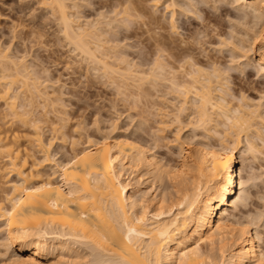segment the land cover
<instances>
[{
    "label": "snow or ice",
    "instance_id": "obj_1",
    "mask_svg": "<svg viewBox=\"0 0 264 264\" xmlns=\"http://www.w3.org/2000/svg\"><path fill=\"white\" fill-rule=\"evenodd\" d=\"M0 3H3L5 12L0 15V34L10 33L3 46H0V68L6 69L8 65H16L17 68L24 66L25 74L33 77L39 73L51 78L54 75L51 70L56 66L70 73L75 67L71 62L73 59L88 63L91 70L99 51L95 54L87 51L84 48L87 39L103 28L120 34L139 26L142 35H138L135 42L124 40V44H133L141 62L150 71L129 79L128 87L118 89L120 95L127 100L129 89L142 92L146 87H151L156 94L153 98H163L170 103L167 114L156 117L159 126L152 130L151 139L157 148L167 146L174 151L172 145H177L183 152L185 141L182 136L195 135L197 130L208 132L213 125L219 127L218 115L226 121L223 134L219 136V154L213 150L211 160L206 157L205 161H197L200 165L201 190L207 185L208 200L214 199L216 203L237 190L239 195L236 205L249 207L252 202L259 201L262 210L258 215L248 217L245 231L253 227L257 230L261 245L258 264H264V0H72L71 3L69 0H13L10 6L8 0H0ZM85 17L91 19L82 23ZM237 32L241 33L239 37ZM241 40H246L247 46L241 44ZM14 46L23 51L22 57L19 53L13 55ZM65 53L68 55L65 56ZM237 53H240L239 58ZM88 56L90 59L84 60ZM222 58L228 62L225 63ZM132 75L135 77V74ZM55 83L59 85L60 80H55ZM210 83L215 86L208 87ZM0 84L7 89L0 94V101L16 112L13 81L0 77ZM162 88H166L167 95L160 91ZM253 93L258 95V100L250 99ZM237 98L242 105L245 102L249 104L248 112L251 115L244 116L239 108L235 113L230 111L232 105L227 101H236ZM256 104L259 110L253 107ZM56 107V104L52 105L53 109ZM161 111L165 110L162 108ZM19 112L20 115L12 118L37 133L28 137L34 152L39 146L41 159L32 157L36 167L52 164L57 175L58 170L62 169L64 175L60 179L64 184L55 189L47 182L41 187H25L22 184L11 186L15 189L13 195L0 203V220L5 224L4 228H0L5 236L0 239V264H39L36 259L17 255L13 247L16 240L23 239V235L17 233L14 227L17 216L32 213L30 217L25 216L37 225L32 231L44 230V226L39 223L44 217L36 215L40 210L39 205L24 198H19L17 202L16 193L26 192L28 197L41 194L40 199L47 202L52 197L44 196L45 192L52 190L62 193L64 189L67 196L64 208L71 211L69 203L85 206L92 199L89 195L92 172L111 171L110 166L114 161L112 149L106 147L103 156L91 151L83 155L77 153L74 158H69V164H62L55 154L62 150L61 145L67 143H72L75 149L77 141L73 137L100 131L103 122L99 114L92 121L90 118L85 119L81 113V118L73 122L66 114L57 111L56 121L46 125L38 121L30 110L21 108ZM44 112L51 115L47 107H44ZM257 116L261 123L254 128ZM110 124L111 127L102 132V136L110 137L112 132L117 131V125H120L118 114L110 120ZM46 128L51 129V139L45 136ZM254 132L258 134L253 135ZM92 143L94 141L89 140V144ZM96 143L104 147L108 140H103L102 144ZM151 147L150 144L148 148ZM148 148L143 151H148ZM24 165L29 166L27 159ZM187 171L178 170L169 179L181 180ZM112 175L118 183L114 172ZM10 190L6 185L5 191ZM79 215L77 212L71 218L62 216L58 219L66 228L76 221L79 228L82 227L78 222ZM146 220L147 209L144 215L138 217L125 210L116 219L109 217L104 227L95 229L96 237L91 244L100 252L120 257L105 264H166L162 249L171 233L167 229L160 232L161 239L144 249L140 238L145 235ZM137 250L143 252L140 260L135 258V255H139ZM179 255V264H224L220 257L225 255V250L222 245L217 254L214 243L210 249L203 250L200 244H196ZM54 264L67 262L61 259L54 261ZM73 264L99 262L85 256ZM167 264H175V261L169 257Z\"/></svg>",
    "mask_w": 264,
    "mask_h": 264
},
{
    "label": "bare ground",
    "instance_id": "obj_2",
    "mask_svg": "<svg viewBox=\"0 0 264 264\" xmlns=\"http://www.w3.org/2000/svg\"><path fill=\"white\" fill-rule=\"evenodd\" d=\"M69 2L71 3L72 0H69ZM85 20L87 21L88 18ZM82 23L86 22L82 21ZM77 27H79V25H77ZM138 28L139 27L137 26L136 31L133 29L131 31H124L120 34L111 33L110 29L103 28L102 30L97 31L84 43V48L87 51L93 54L99 51L97 61L93 62L91 67L93 71H98V73L99 71H103V78L108 77V79L111 78L114 80V82L111 80L112 84H117L116 88L118 89L122 86L128 87L129 79L142 76L147 71L143 69L145 67L149 68L143 62L138 65L135 62V64L132 63L134 60L131 61L128 59L129 54L126 49L128 47L132 50L133 47L132 45H125L124 40L130 41L134 37L136 38L137 34L140 33L137 30ZM240 35L241 33L239 34V32H237V36ZM121 36L123 38H121ZM240 43L247 46L246 40H241ZM236 55L237 58H239L240 53H237ZM87 59H90V56L84 58V60ZM77 61L78 62L75 63L80 62L78 59ZM79 64H82V62ZM122 64L125 65L123 66L125 68L121 67ZM137 66L140 67H138L140 70L137 69ZM148 71H150V68ZM132 74H135V77H133ZM31 76V74H25L24 66L17 68L16 65H8L6 69L0 68V77L13 81V87L16 90V112H13L11 107L6 106L3 101H0L5 105V109L11 112L13 116L20 115L21 113L19 112V109L21 108L25 110L32 108V112H35V103L41 99L44 100V103L48 102L51 104H56L57 102V104H59L61 101V99H59L60 97L55 98L52 97V95L48 97L47 94L41 92L40 88H38L37 82V85L33 82L35 79L33 77V80L30 79ZM117 76L120 77V79ZM115 77L117 78L114 79ZM48 82H50V80H48ZM214 86L215 85L213 83L208 85L210 88ZM0 87V94L7 91L3 84H0ZM136 90V92H141L139 89ZM135 91L129 89V98H132L131 96L133 93H136ZM146 93L147 94H144L145 96L148 95L147 91ZM150 96L152 95L150 94ZM150 96L148 95V97ZM149 99H147V101ZM154 100L155 99H153V101ZM139 102L141 103V101ZM133 103V106L135 105L136 107L137 104H140L138 101H133ZM227 103L232 105V108L230 109L231 112L235 113V110L239 108L244 116L251 115V113L248 112L249 104L247 102L242 105L239 98H237L236 101L229 99ZM148 104L150 105L149 102ZM142 105L144 106V104ZM152 105L153 106H150V115H155L154 113H156L155 111L157 109L154 107L155 104ZM43 107H46V105ZM253 107L259 110L258 104ZM150 109H147V111ZM140 110L143 109L141 108ZM152 110L154 113H152ZM142 115L145 114L143 113ZM161 115L164 114L161 113ZM35 118L38 121L44 122L42 118L38 116ZM128 118L129 116L127 119ZM217 120L219 121V127L213 125L210 126V131H203L205 133L204 139L203 137L198 136L202 138L198 140L199 148H189L188 146L193 145V141H186V136H184V139L181 137L185 143L182 146L183 152H181V147L178 146L180 156H182V161L178 166L176 165L177 167H171L168 163H164V157L160 160L154 152L155 148L153 147L148 148V145L146 144L137 143L135 140L133 142L128 138L124 139L123 136V138H118L120 135L117 136V133L121 128L117 133H115L116 131L112 132L110 137L108 135L102 136L101 131V133L99 132L100 138H91L90 135L86 142H76L75 149H73L72 146L69 153L68 150L66 151L68 155H65L66 157L68 156V158L65 159V155L64 157H58L62 164H69L70 157L74 158L77 153L83 155L86 151H91L93 153L98 152L101 156H103L106 147L112 149L111 156L114 162L110 166L111 171L105 170L100 173L92 172L93 180L90 185L91 191L89 193L92 199L89 204L85 206H78L69 203L68 208L71 209V211L64 208V204L67 201L66 191L64 189H62L63 194L56 193L52 190L45 192L43 194L44 196L52 197V199L47 202L40 199L41 194L28 197L26 192L23 194L17 192V202L19 201V198H24L26 201L32 200L34 204L39 205L40 210L36 213V215L44 217L43 220L39 221V223L44 226V230L40 232L32 231V229L37 225L34 224L31 219L25 218V216L30 217L32 213L17 216L15 218L14 227L17 233L23 235V239H18L14 242L13 247L16 254L23 256L24 258L36 259L39 264H48L49 260L52 259L53 261L63 259L67 262V264H73L74 261L82 259L85 256L92 257L95 261H98L99 264H105L106 261L110 262L114 259H120V257H113L100 252L94 247V245L91 244L92 239L96 237L95 229L97 227H104L108 222L109 217L116 219L125 210L133 215H137L138 217L139 215H144V210L147 209V226L144 229L145 235L140 238L143 242L142 247L147 249L150 243L160 240V232L167 229L169 233H171V236L170 239L166 240L162 249L164 252L163 259L166 264L169 261V257L175 261V264H179V253L195 247L196 244H200L201 249L203 250L204 246H208L210 249L212 247V243L216 245L217 253H219V250L223 245L225 255L220 259L224 262V264H258V258L261 254V245L260 241L257 239V230L253 232L251 228H248L247 231H245L247 224L242 223L239 219L240 217L237 218L231 214V211L234 208V210H237L238 208H246L244 205H236L235 203L236 198L239 195L238 190L236 192H230L229 195L219 203H216L214 199L212 201L208 200V192L206 190L207 185H205L204 190H201V181L199 178L200 165L197 161H205L206 157L207 160H211L213 150L219 154L220 140L218 139L219 136L223 134V124L226 123V121L219 115L217 116ZM141 122L142 120L140 121V124ZM260 123L261 121L257 116L253 127L255 128ZM18 124L24 128V134L22 135H19L18 133L10 134L13 132L12 128L6 127L5 129L4 124H2L4 130L0 132V165L2 163L5 164L2 167L0 166V175H2L1 177L4 180L0 185V203H3L7 196L13 195L15 189L11 188L12 185L22 184L25 187H41L45 184V182H47L52 185V189H55L64 184V181L60 179V177L64 175L62 169L58 170L59 175H57V171H54L55 166L52 164H43L40 167H36L35 160H33L32 157L35 156L36 160L41 159L39 155V146L36 147V151L34 152L32 143L29 141L28 137L34 136L37 133L31 127L25 128L21 123L18 122ZM142 126H144V123ZM130 128H127V132ZM135 130H133V133ZM50 131L51 129H48L46 132ZM127 132H125V134ZM256 134L258 133H253V135ZM127 135L125 137H127ZM213 136L218 137V139H215L218 141V145L216 144L217 146H214L213 144L211 145V141H205L207 137L213 138ZM195 137H197V135L193 136L192 139L194 140ZM105 139L108 140L107 145L104 147L98 146V143L96 142L102 144ZM89 140L94 141V143L89 144ZM196 143L198 142L196 141ZM134 145L138 147H134ZM145 148H148V151H143ZM17 153H20V155L18 156ZM55 154L58 156L59 150ZM25 159L29 162L28 167H25L24 165ZM13 162H15V166L13 165ZM5 166H7L6 169H4ZM34 168L35 171L33 170ZM21 169L23 171H20ZM185 169L188 171L183 179H169V176H171L172 173ZM6 170H8L7 180H5ZM238 170L239 169L237 168V171ZM113 172L115 173L118 183L113 180ZM137 172L139 174L138 177V174H136ZM70 174L71 170L69 171V175ZM133 174H136V176L134 177ZM144 176L145 178L148 177V180L144 179L146 180L145 183H148L150 187H147L148 189L146 188V191L143 190V192L139 183L141 182V178ZM15 177H17V180L14 179ZM164 178L167 182L169 181L172 183L173 187L171 188V191L174 189L175 196H173V193L172 195L169 192L171 186L169 187V190H167V186L165 189L168 194L172 195V198L174 197L173 200H170L171 197L168 194L158 192V187H156L158 185H156V182L159 181V183H164L162 181ZM136 180L137 183L135 182ZM6 185L9 189H11L10 191H5ZM234 187L238 188V186ZM51 204H55L56 206H46ZM182 204L184 205L183 208L181 207ZM133 205H135V208ZM10 207L11 205H9V209ZM189 209H191V211ZM77 212L80 214L78 222L82 225V227L77 228V222L74 221L73 224L68 225L66 228L65 224L58 219V217L62 216L71 218ZM0 222H3V224L0 225V228H4V221L0 220ZM177 228L179 230H177ZM0 234H3L1 236H3L2 239H4V233L0 232ZM209 240H211L212 243H208ZM84 251H87V253H83ZM137 251L139 252V255H135V258L140 260L143 258V252L140 250Z\"/></svg>",
    "mask_w": 264,
    "mask_h": 264
},
{
    "label": "rangeland",
    "instance_id": "obj_3",
    "mask_svg": "<svg viewBox=\"0 0 264 264\" xmlns=\"http://www.w3.org/2000/svg\"><path fill=\"white\" fill-rule=\"evenodd\" d=\"M12 2H13V0H8L9 6L12 4ZM3 8H4L3 3H0V15H4L5 14V12L3 11ZM87 18L91 19V17H87ZM87 18H85V19H87ZM85 19H84V22H86ZM136 28H134L135 31H136ZM137 30L139 32V28ZM0 31H2V30H0ZM138 34L141 35L142 33H138ZM138 34H137V36H138ZM239 34H240V32H239ZM9 36H10L9 32H2V34H0V46H3V42ZM136 39H137V37L136 38L134 37L132 40H130V42H135ZM7 42L10 43L11 40H7ZM131 45L133 47L132 43H130V45L128 44V46H131ZM138 46L139 45H136V47H138ZM14 48H15V46H14ZM30 48H31V46H29V49ZM126 50H128L127 52L129 54V56H128L129 58L128 59H130L131 61L134 60L133 62H135V63H137L139 65L141 63L140 55L135 50V48L133 47V49L131 50V49H129L127 47ZM16 53H19V55L21 57L23 56V51L20 48H15V51H14L13 55L15 56ZM67 55H68V53H65V56H67ZM61 59L63 60L64 57H62ZM222 59H224L225 63L228 62V60L226 58H222ZM71 62L75 65V67H74L73 71L70 72V73H65L63 71V68H61L59 66H56V67H54V69L51 70V71L54 72V75L51 76V78H49L47 76H43L42 74H39V73L35 77H33V76L30 77V79H32V80H33V78L35 79V80H33L35 85L38 84V88H40V91L45 93V94H47L48 97H50L52 95V97H55V98L60 97L59 99H61L59 104H57L58 102L56 103V105H57L56 109L52 108L51 105H53V104L46 102L47 104H49V105H47L46 103H44V100H42V99L36 101L35 108H34V110L36 109V111L32 112V113L35 114V115L33 114L35 117L38 116V117L42 118V120L45 122V124L48 125V124L54 123L56 121L55 112H57V111L61 112L62 115L66 114L70 118V120L73 121V122H75L76 120L81 118V113L84 114V118L85 119H89L90 118L92 121H95L96 114H99L100 117H101V121L103 122V127L100 129V131H93L92 133H88V134L85 133L83 137H79V136L73 137L74 139H76L77 143L78 142L79 143H81V142L84 143V142H86L87 138L90 135H91V138L92 137H94L95 139L96 138H100L99 134L101 133V131L102 132L107 131L111 127L110 120L113 117L117 116V114H118L119 119H120V125H117V129L118 130L115 133H117L120 128L122 129V130L120 129V131L117 133V136L120 135L118 138H123V137H124V139L128 138L129 140H131L133 142L135 140V142H137V143L146 144L148 146L151 144L152 147L155 148L154 152L156 153L157 157L160 160L164 157L163 158L164 163H168L171 167L172 166L173 167L174 166L177 167L179 165V163H181L182 156H180V152H179V147L180 146L178 147L177 145H172V148L175 149L174 151L170 150L167 146L156 148L155 144L153 143V141L151 139V134H152L153 128L159 126L156 123V117L158 116V113H159V116H163V115H161V113L166 115L167 114V109L170 107V103H168L163 98H157V99L153 98V96H155L156 94H155V92H153V90H151L150 87H146L144 89L145 92L144 91L136 92L137 91L136 90L135 91L136 93H133V95L131 96V97H139L140 96V97H142V99H139V100L138 99H135V100L133 99L132 100V98H129V99L126 100L123 96L119 95L120 93H118V90H117L118 88H116L117 84H115V83L112 84V81L114 82V80H112L111 78H109L110 79L109 80L108 77L103 78V76H104V74L102 76L103 71H99V73H98V71L97 72L93 71L92 68L90 70L89 65H87L88 63H85L82 60H80V62H79V63L82 62V64L75 63V62H78L77 59H73ZM135 63H133V64H135ZM31 66L32 65H29V67H31ZM123 66H125V65L122 64L121 67H123ZM65 67H66V65H65ZM138 67L139 66H137V69L140 70L139 69L140 67L139 68ZM123 68H125V67H123ZM148 69L149 68L145 67L143 70H147L148 71ZM39 72L42 73V70H39ZM117 77H115L114 79H116ZM118 78L120 79V77H118ZM119 79H117V80L120 81ZM48 80H50V82H48ZM55 80H60V84L59 85L55 84ZM36 82H37V84H36ZM106 84L108 85L107 87L105 86ZM45 86L46 87L48 86V87L46 88ZM0 89H1V87H0ZM146 91L148 92L149 96H150V94L152 95V96H150L151 98L148 97V95H146V96L144 95V94H147ZM160 91L164 95L167 94L166 93V88H162V89H160ZM143 92H144V94H143ZM139 93L140 94L142 93V94L140 95ZM146 97H147V99H149V98L150 99L147 101ZM55 98H53V99H55ZM143 99H144V102H143ZM153 99H155V100L153 101ZM250 99L258 100L259 97H258V95L253 93V94H251ZM131 100H132V102H131ZM133 101L134 102L138 101V103H140L139 101H141V103L144 104V106L148 105V106H145L147 109H150L151 108L150 106H153L152 104H155L154 107L157 109L155 111L157 114L154 113V111L152 110V113H154L155 115H150L151 109L149 111H147V109L141 103H140L141 105L137 104V107L135 105L133 106V104H134ZM145 101H146V103H145ZM148 102L150 103V105L148 104ZM61 104L64 105L63 108L60 107ZM44 105H46V107L48 108V112L51 113V115H49L48 113L44 112V107H43ZM5 108H6L5 105L2 102H0V132H2L4 130V128L2 126V124H4L5 125V129H6V127L12 128L13 132H11L10 134H13V133H18L19 135L24 134V128L20 124H18L17 120L12 118L13 117L12 113L7 111ZM141 108L143 110H140ZM162 108L165 110L164 112H162L160 110ZM31 109L29 108L28 110H31ZM113 109H115L116 111L113 112L112 111ZM142 112L145 115H142L143 114ZM128 116H129L130 119L129 118L127 119ZM144 119H146V120H144ZM141 120H142V122L140 124ZM133 122H135V123H133ZM143 123H144V126H142ZM121 125L123 127H121ZM124 128L125 129H127V128L129 129L130 128L129 131L132 134L129 131H128L129 132L128 133L127 132L128 129L124 130ZM48 129H50V128H46V131ZM133 130H135L134 133H133ZM125 132H127V133L125 134ZM50 133H51V131L50 132H46V136L49 139H51ZM126 135H127V137H125ZM196 135H197V137H195L194 140H193L192 137L196 136ZM132 136H134V137H132ZM198 136H201L204 139L205 138L204 137L205 133L203 131L201 132V131L197 130L195 135H186V138L184 136H182V138L183 139L185 138L186 141H193L192 142L193 145L188 146L189 148L193 149V147L194 148H199V145H198L199 141L198 140L201 137H198ZM211 138L212 137H207L205 141H208V142L211 141L210 142L211 145L213 144L214 146H217L218 145V141L215 140V139H218V137H216V136L214 137L213 136V138L212 139ZM196 141L198 143H196ZM72 146H73L72 143H67V144L61 145V149L62 150H59V154L60 155L58 154V157L59 158L62 157V156L64 157L65 154L68 155L69 150L71 149ZM67 150H68V153L66 152ZM66 155H65V159L68 158V156L66 157ZM62 159H64V158H62ZM4 165L5 164L2 163L0 166L2 167ZM6 168H7V166L4 167V169H6ZM136 174H138V172ZM136 174H133V176L135 177ZM1 176L2 175H0V177ZM138 176H139V174L137 175V177ZM142 178H141V182L139 183L140 187L142 188V189L141 188L140 189L142 191L143 190L146 191V188L150 187V185L148 183H145V181H146L145 179L148 180V177L145 178V176H144ZM14 179L17 180V177H15ZM137 180L135 181L136 183H137ZM3 181L4 180L1 177L0 178V185H1V183ZM156 181H158V180H156ZM162 181L164 183L166 182L165 185L162 182H161L162 184L159 183V181L156 182V185H158V186H156V185L155 186L158 187L157 188L158 192L159 193L163 192V193L168 194V192H166L165 187L167 186L166 188H168L167 190H169V187L171 186L169 192H170V194H172V193L174 194V192H175L174 189H173V191H171L172 190L171 188L173 187L172 183L168 181L169 182V185H168V182H167V180H165V178ZM147 185H149V186H147ZM159 187H161V188H159ZM170 194H168V195L171 197L173 194L172 195H170ZM173 196H175V194ZM173 198L171 197L170 200H173ZM174 201H175V199H174ZM174 201H172V202H174ZM234 209H232L231 214L236 216L237 218L240 217L239 219L244 224H248L249 223V221H248V217L249 216L258 215L259 212L262 210L259 201L252 202L251 206L246 207L245 209L243 208L244 210L242 208L241 209L238 208L237 210H234ZM2 224H3V222H0V225H2ZM251 229L253 230V232H255V230H256L254 227L251 228ZM1 235H3V234H0V239H2V237H3ZM204 249H209V247L208 246H204ZM83 253L86 254L87 251H84ZM53 262H54L53 259L49 260L48 264L49 263L53 264Z\"/></svg>",
    "mask_w": 264,
    "mask_h": 264
}]
</instances>
